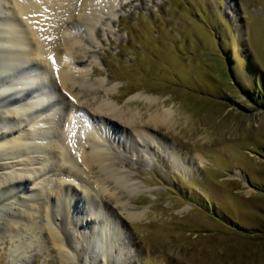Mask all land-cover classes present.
Instances as JSON below:
<instances>
[{
    "label": "rangeland",
    "instance_id": "374dc122",
    "mask_svg": "<svg viewBox=\"0 0 264 264\" xmlns=\"http://www.w3.org/2000/svg\"><path fill=\"white\" fill-rule=\"evenodd\" d=\"M99 1L101 20L88 28L77 24L79 46L66 57L77 70L95 69L85 79L96 82L97 97L54 89L63 106L52 113L62 115L67 132L56 154L67 156L59 162L68 170L51 167L46 154L32 162L37 151L22 158L0 153V226L14 208L27 213L19 199L35 187L25 183L19 199H4L9 171L36 176L42 186L63 179L71 184L77 195L67 221L54 219L62 252L37 205L35 230L24 221L17 234L0 238V264H264V0ZM39 75L20 68L11 92L23 97L28 88L36 102L56 107L48 92L33 90ZM146 96L157 100L151 104ZM97 99L131 108L142 121L157 108H170L176 120L171 126L147 123L143 142L126 133L140 121L131 126L102 117L111 129L99 140L135 189L120 198L90 183L96 170L67 154V143L83 142L84 130L93 126L89 114H96ZM73 102L78 106L70 117ZM9 125L0 122V139ZM51 125L56 131L57 123ZM42 164L50 170L43 172ZM96 219H107L114 241L104 238Z\"/></svg>",
    "mask_w": 264,
    "mask_h": 264
},
{
    "label": "bare ground",
    "instance_id": "6f19581e",
    "mask_svg": "<svg viewBox=\"0 0 264 264\" xmlns=\"http://www.w3.org/2000/svg\"><path fill=\"white\" fill-rule=\"evenodd\" d=\"M5 4L8 6L5 7ZM99 4V0H0V122L6 120L10 123L5 137L0 139V153L11 154L9 158H22L25 154L31 156L32 152L37 151L40 155H32V162L41 163L43 155L46 154L45 156L53 158V166L51 167L59 166L62 171L68 170L67 166L61 165L59 162V158L66 155L56 154L59 151L57 148L62 147L60 145L66 138L67 132L63 128L62 115L58 116L53 114L54 112L52 113L53 109L63 106V103L56 101L54 89L62 86L73 97H78L82 93L83 95L93 94L97 97L99 88L95 87L96 82L85 79L86 75H89L88 72L94 73L95 69L77 70L73 66V61L71 62L66 57L73 52L75 47L79 46V35L75 32L77 24L80 23V25L88 28L96 26V23L101 20L97 9ZM3 12L6 14L3 15ZM12 46L17 47L16 52L12 51ZM20 68H24L30 75L37 71L40 73L36 82V85L39 84L33 90L36 92L38 90L39 93L48 92L45 97L47 96V99L57 102L56 107H53L46 100L36 102L37 98L35 99L32 95L33 91L28 88L23 97L15 96L11 92L12 80L16 78ZM52 78L55 79V83ZM45 84L49 89L46 90ZM111 97L109 95V98ZM145 98L149 99L151 104L157 100L156 97L146 96ZM99 99L95 100L96 114H89L93 126H86L83 142L67 143V154L73 162L81 164L89 172L96 170L93 175L94 182L89 181L90 183L105 190L111 188V195L120 198L126 190L130 193L135 189H132L133 185L129 184V179L127 180L113 167L109 153L103 148V144L99 140V137L104 138L106 136L105 131L108 128L111 129L110 126L108 127L109 122L102 117L106 118L109 115L119 117L131 126L140 121V127H133L130 132L127 131L126 133L131 139L138 135L143 142H147L146 135L150 132L147 123H164L171 126L176 123V120L170 108H157L150 114L148 121H142L139 113L131 108L123 110L122 107H117L114 102L110 101L111 99L109 101L107 99L99 101ZM16 102L20 103L17 104V107L15 106ZM71 106V112L68 111L70 117L73 115L72 111L77 109L78 104L73 102ZM56 123L58 128L54 131L51 124ZM51 137H55V139ZM56 155L58 156L56 157ZM199 156L203 162L204 155L199 154ZM19 162L24 165L32 163L20 159ZM42 165L44 166V164ZM40 169H43V172L50 170L45 166H41ZM68 173L77 179L81 178L71 171ZM36 179V176H23L14 170L7 174L4 181H9L3 182L4 199H19L18 194L26 189L25 183L30 182L35 187L27 191L24 199H19L22 206L27 209V213L14 208V214L10 216L11 218L0 226V238L6 234H17L16 230H19L24 221H26V226H29V229L34 228L35 230L34 220L36 217L33 211H36L38 205L41 216L46 218L45 230L62 252L63 239L54 219L58 216H61V220L64 217L65 220L67 219L66 217L69 216L68 209L71 208L72 201L77 194L73 193L71 184L64 179L57 182L51 180L47 186H42L41 181ZM9 202L15 204V201ZM141 215L131 214L130 217L139 218ZM96 220L97 225L101 224L103 228L105 227L104 238L114 241L115 237L111 238V232L108 231L111 227L107 219ZM93 232L97 236L98 230L95 229ZM96 240L91 242H97L98 240Z\"/></svg>",
    "mask_w": 264,
    "mask_h": 264
}]
</instances>
